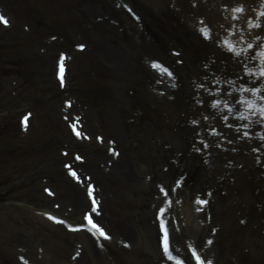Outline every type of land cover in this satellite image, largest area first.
<instances>
[{
  "label": "rangeland",
  "instance_id": "rangeland-1",
  "mask_svg": "<svg viewBox=\"0 0 264 264\" xmlns=\"http://www.w3.org/2000/svg\"><path fill=\"white\" fill-rule=\"evenodd\" d=\"M124 1L129 2L143 16L145 35L138 31L141 27L131 15L122 6L118 7L121 0H0L1 10L12 22L9 28L0 25V130L5 131L7 135L0 141V264H21L19 257L36 264H57L49 247L52 238L64 240L62 246L67 255L81 245L79 234L68 235L66 226L52 225L27 209L53 211L75 222L83 218L82 211L89 207L90 200L83 198L71 186H66L67 180L61 166L59 146L73 151L89 149L92 145L88 142L83 145L71 142L66 146L65 142H57L58 138L64 137L63 134L67 132L62 118L65 100L72 101L76 110L82 109L84 116L94 126L98 125L97 134H101L106 140H116V147L122 154H131L132 164L136 165L135 177L138 185L148 183L157 171H162L160 179L166 181V178H169L170 184L181 175L185 178L180 193L189 206L203 193L209 178L204 175L206 168L199 172L197 160L192 158L187 150L191 147L195 131L199 127H195L196 124L192 121L200 117L197 124L207 127L208 116L212 115L211 112L215 109L210 108V104L205 100L202 106L195 101V91L191 84L194 80L192 72L195 78L196 73H211L212 68L210 51L202 42H196L200 38L192 31L198 32L200 18H204L205 23L213 27L219 26L221 10L216 8L221 16L214 14L206 0H183L175 4H172V0H164L169 7L160 16L155 17L152 16L151 8L160 7L159 2L162 0ZM255 1L245 2L247 4L244 6L245 18L242 23L244 43L237 50L240 56H244L243 60L255 57L251 59L253 73L255 76H261L260 71L264 69V56L261 55L264 52V0H260L263 5L253 9L251 6L255 5ZM187 9L189 11H186ZM183 13L189 22V30L183 35L187 36L189 43L184 39L182 41L185 48L191 46L192 49L182 51L188 54L205 51L209 64L203 62L204 59L200 63L196 59L192 64L178 66L177 77L174 74L169 77L162 70L153 68L152 63L158 62L170 71L173 69L171 65L178 63L166 57L164 51L157 48L158 42L154 33H159L160 26L171 30L180 28L179 20H184ZM111 16L120 21L131 36L116 38L113 34L101 30L100 23L103 20L104 23L114 25ZM261 25L263 28L260 29ZM180 29L184 31L183 27ZM100 35H104V39ZM114 43L117 47L120 46L117 55ZM248 44H252L253 48L249 49ZM80 45L84 47L81 48ZM62 54L68 58L72 55V60L69 62L67 88L59 92L48 88L50 86L47 84L53 85L51 77L55 62ZM225 57L214 51L212 62L217 66L216 72L236 77L239 75L238 62L228 57V65L223 69L222 60ZM219 61L222 63L220 66L217 64ZM26 68H31L32 77L24 73ZM93 81H98L97 84L101 85L97 92H86L80 87L81 84L88 86ZM137 82L141 83L139 91ZM199 92L201 94L198 96L207 95L202 93V90ZM131 109L130 115H145L146 158L140 155L144 143L138 140L127 141L124 129L114 132L113 127H110V133L104 132L101 119L111 122L109 120L113 116L118 119V116L122 117L132 126L130 115H127ZM172 110L175 112L174 119L169 115ZM27 113L32 114L31 125L23 132L19 120ZM222 113L220 111L216 115V126L219 128L222 119L219 116ZM225 125L229 126L228 123ZM227 131L226 134L230 135L234 129ZM68 137L73 139L69 135ZM164 142L170 143L169 147L162 144ZM157 145H161L164 150L160 159H155L153 154V148ZM186 146V149L180 148ZM158 154H161L160 149ZM209 157L214 160L218 170L223 169L225 161L222 153L212 150ZM167 171L171 174L164 176ZM125 178L124 174H120L119 179L107 176L104 189L109 191V195L115 193L114 190L119 192L125 186ZM130 180H134V175L130 176ZM218 182L217 179L209 187L216 192L226 190L227 183ZM45 185L52 187L57 197L48 198L44 193ZM145 190L148 194L151 193L149 186ZM156 190L158 191V187ZM102 199H105L108 205V217L104 219L113 227L114 219L109 215L112 198L105 195ZM80 200H84L83 206ZM225 200L228 201L226 204H230V201H236V195L233 193ZM43 201L48 202L43 206ZM226 204L215 207L214 203H211L209 208L215 218L218 217L220 208ZM192 210L189 209V212ZM203 221H206V218L192 214L191 225L187 229L194 232L199 228V224L202 226ZM227 223L234 226L232 222ZM127 226L130 227V224ZM225 226L227 224L223 223V227ZM235 228H240L244 240L252 242L254 233L244 227ZM231 232L233 233L232 230ZM188 236L192 235L187 234L186 237ZM177 237L181 241L186 238L181 232H178ZM218 237L221 242V236ZM138 238L140 240L130 246L124 238L117 237L115 244L113 241H107L103 244V249L91 243L97 249L92 251L84 247L85 262L110 264L116 253L131 255V252L136 251L132 256L135 264H156V261L160 264L161 260L154 255L153 246L147 247L146 240L141 246L144 239L142 234H138ZM258 238L262 243L257 242L250 252L259 257L255 260L248 257L247 264H264V235ZM25 241L31 243L33 248L25 246ZM66 244L71 246L66 247ZM155 250L160 253L158 245ZM220 250L222 251V243H218L213 254L216 255ZM245 257L246 253L241 245L234 247V254L229 258V262L224 256L217 254L220 264H241Z\"/></svg>",
  "mask_w": 264,
  "mask_h": 264
},
{
  "label": "snow or ice",
  "instance_id": "snow-or-ice-1",
  "mask_svg": "<svg viewBox=\"0 0 264 264\" xmlns=\"http://www.w3.org/2000/svg\"><path fill=\"white\" fill-rule=\"evenodd\" d=\"M235 11L237 12H242L243 11V8H236ZM0 21H3L4 23H7V20L3 17V16H0ZM201 32H202V35L204 36L205 39H211V35H210V32L211 30L207 28V26H205L204 28L201 29ZM257 39H260V37H257ZM224 45L226 46L227 50L228 51H231V52H234L235 53V56L238 57L240 56V52L238 50H236V47L235 45L233 44H230L228 40H225L224 41ZM79 47L83 48L84 45H80ZM249 49L253 48V45L252 44H248L247 46ZM262 56H264V52L261 53ZM252 59H255V57H252ZM152 67L153 68H158L160 70H162L163 72L167 73V75L169 77H171L173 75L172 71H170L168 68L164 67L163 65L159 64L158 62H153L152 63ZM205 67H208V65H205ZM246 73H251L252 72V69L251 68H248L246 65L244 66V69H243ZM260 75L261 76H264V69H262L260 71ZM215 83H221V82H227V83H234L233 81L231 80H228V81H222V79H217L214 81ZM197 88H205L206 85L204 84H199V85H196ZM220 89H216V93L215 94H219L220 93ZM240 91H244V89H240ZM252 91H258V89H252ZM229 95H231V93H228ZM243 97H241V100L240 101H237V103H242L243 102ZM262 99H264V97H262ZM199 103H203L202 100H198ZM223 104L224 108H227L229 109V111H232L233 108L235 107V105H230L227 101H224L222 98L221 99H214L210 102V107L212 108H216V109H219L220 108V105ZM253 105L252 103H248L247 104V107L251 108ZM237 115L240 116L241 119H243V114L241 113H236ZM260 115L261 116H264V108L261 109L260 111ZM205 119H207V117H205ZM223 119L227 120L228 117L227 116H224ZM193 124H197L198 121L196 120H193L192 121ZM245 128L248 127V125H244ZM213 133H215V129H212ZM245 135H249V133L245 132L244 133ZM77 135H79V132H77ZM262 139H264V137H262ZM207 145H205L206 147ZM199 150V149H198ZM79 158V157H78ZM73 175H75V173L73 172ZM47 191V190H46ZM161 191L165 193V195H167L168 193L165 191V189L162 187L161 188ZM200 203H206V201L204 200H201ZM165 209L161 208L160 209V213H161V223H160V228L163 232V236L161 238V243H162V246H163V249H164V252L166 254H168L169 256V259H173L172 255H171V249H170V239H169V232H168V229L165 225V222L163 220V214L165 213ZM53 219H55L53 217ZM88 219V223L93 227V228H96L100 231L101 235H106L103 231V229L99 228L98 225H96L95 223H93L92 219H91V216L89 215L87 217ZM193 256H195V259L197 260V264H211L210 261L206 262L204 260L201 259V257L196 253V252H193ZM176 264H183V261L182 260H177L176 261Z\"/></svg>",
  "mask_w": 264,
  "mask_h": 264
}]
</instances>
